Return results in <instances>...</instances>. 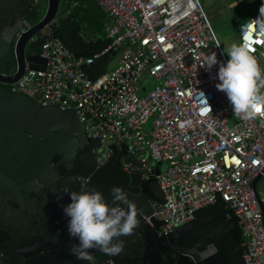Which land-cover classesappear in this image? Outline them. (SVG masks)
<instances>
[{
  "label": "built area",
  "instance_id": "1",
  "mask_svg": "<svg viewBox=\"0 0 264 264\" xmlns=\"http://www.w3.org/2000/svg\"><path fill=\"white\" fill-rule=\"evenodd\" d=\"M93 1L106 17L108 43L75 57L56 37L42 40L44 68L25 67L6 89L73 109L84 135L99 142L97 165L109 157L110 144L122 145L121 169L154 177L161 189L162 203L146 217L157 220L159 234L222 202L244 239L243 263L264 264V115L237 117L216 88L226 59L198 0ZM259 15L258 9L240 24L237 41L248 44L264 73V32L254 27ZM211 52L218 63L200 67ZM107 54L116 55L115 66L87 78L81 66ZM147 77L156 84L146 91Z\"/></svg>",
  "mask_w": 264,
  "mask_h": 264
},
{
  "label": "water",
  "instance_id": "2",
  "mask_svg": "<svg viewBox=\"0 0 264 264\" xmlns=\"http://www.w3.org/2000/svg\"><path fill=\"white\" fill-rule=\"evenodd\" d=\"M60 3L45 0L40 13L30 0H0V82H14L25 67L44 68V59L31 48L37 40L56 37L75 57L89 56L101 48V39L78 34V24L72 26L71 14L60 13ZM103 41L105 45L108 39ZM106 64L97 59L81 69L94 80ZM98 146L97 139L84 135L73 109L36 104L0 87V264H58L55 256L76 263L71 247L79 241L68 232L69 217L63 207L70 196L64 188L80 191L85 182L88 189L101 191L109 203L113 186L128 193L140 221L133 231L144 240L145 252L151 250L158 260L159 254H172L175 260L168 264H244L241 253L229 251L240 229L230 212L229 217L224 216L222 202L197 210L186 224L158 235L157 220H145L163 201L155 178L141 179L138 172L123 171L122 145L110 144L109 157L97 165L93 151ZM257 178L252 180V188ZM185 240L191 247L198 245V250L183 249ZM210 243L218 253L201 260L197 251ZM145 258L147 264H153L149 253Z\"/></svg>",
  "mask_w": 264,
  "mask_h": 264
},
{
  "label": "clouds",
  "instance_id": "3",
  "mask_svg": "<svg viewBox=\"0 0 264 264\" xmlns=\"http://www.w3.org/2000/svg\"><path fill=\"white\" fill-rule=\"evenodd\" d=\"M259 12L254 27L256 31L264 32V4H261ZM73 22L75 23V20ZM219 45L217 42L216 46ZM227 55L229 58L226 63L219 66V82L216 88L226 93L237 117L249 119L264 115V91H261L264 89V73L261 72L253 50L248 44H233ZM202 60L200 67H206L208 70L218 63L215 52L204 54ZM207 106L210 111L208 103ZM64 192L70 196V202L63 207L64 214L69 217L68 232L79 241L78 244L72 245V254L77 259L89 261L91 264H95V257L91 252L93 249L105 255H119L123 251V241L119 238L131 235L133 230L140 226L136 204L129 198L128 193L120 186H113L110 189L109 203L101 191L96 188L88 189L87 182L81 186L80 191L65 187ZM198 248L197 245L194 250ZM218 251L215 244L210 243L202 252L197 251V254L201 260H206Z\"/></svg>",
  "mask_w": 264,
  "mask_h": 264
},
{
  "label": "rangeland",
  "instance_id": "4",
  "mask_svg": "<svg viewBox=\"0 0 264 264\" xmlns=\"http://www.w3.org/2000/svg\"><path fill=\"white\" fill-rule=\"evenodd\" d=\"M262 1L263 0H198L220 44L226 61L229 58L227 51L233 44L238 45L237 32L240 24L249 19L250 16L260 9ZM37 7L40 9V13H42L45 7V0H40ZM88 25L102 29L103 19L99 15L98 19L94 18L92 21L89 20ZM116 59V55H113L108 61L106 65L107 71L115 66ZM262 69L264 71V64L262 65ZM155 84L156 82L152 78L147 77L144 83L146 91L151 89ZM144 93L145 92H139L138 95L142 96ZM230 123L231 120L229 121V124ZM259 183H263L261 179L258 185Z\"/></svg>",
  "mask_w": 264,
  "mask_h": 264
},
{
  "label": "flooded vegetation",
  "instance_id": "5",
  "mask_svg": "<svg viewBox=\"0 0 264 264\" xmlns=\"http://www.w3.org/2000/svg\"><path fill=\"white\" fill-rule=\"evenodd\" d=\"M31 6L32 8H38L37 4L38 3H33L32 0H30ZM27 16V15H26ZM63 18V17H62ZM72 26H75V23L73 21H71ZM38 41V40H37ZM37 41L35 42V44H33L31 46L33 51H37ZM0 87L2 88H8V85L5 82H0ZM147 217V216H146ZM145 217V220H146ZM147 221V220H146ZM155 231L156 233L159 235L158 233V227H155ZM119 240L123 241V251L117 255V256H110V255H105L104 253H102L99 250L93 249L91 250L92 255H94L95 257V264H147V262L145 261L147 258H145V256L147 255V253H149V255H151L152 259H153V264H168V262L170 260H175V258H173L174 256L172 254L169 255H165L159 254V260H158V256L157 254H154V252H152L151 250H149V252H145L144 250V240L142 239V237L133 231V233L129 236L126 237H120ZM49 242H58V240L55 239H49ZM190 241H186L181 244L183 249H194V247H191L190 245H187V243H189ZM244 239L240 233V236L238 237V239L235 240H231L230 244H229V251L231 254H238L241 253L243 251V247H244ZM167 256V258H166ZM74 261H76V263H71V262H67V261H61V257L59 256H55V262L54 263H58V264H91V262L89 261H81L79 259H77L76 257L74 258Z\"/></svg>",
  "mask_w": 264,
  "mask_h": 264
},
{
  "label": "crops",
  "instance_id": "6",
  "mask_svg": "<svg viewBox=\"0 0 264 264\" xmlns=\"http://www.w3.org/2000/svg\"><path fill=\"white\" fill-rule=\"evenodd\" d=\"M80 1H81V3H79V1H74L72 4H70L69 8H65V6L62 7L60 5V13L62 15L63 14H69L70 13L69 9L72 10L73 8H77L79 6L81 8H83L84 11H85L84 12L85 13L84 17H86V19H88V20H87V22H86V20L84 21L85 24L75 21V23H78V26H79L76 30H77L78 34H80V35L83 34V36L85 35L88 38H90L92 36V37H94V39H101V41H99V44H98L101 47V46L104 45L102 43V42H104L103 39L105 38L103 26H104V24L107 21L106 17L104 15V13L102 12V17H101L103 19V25L101 27L102 29L97 28V27L89 26L88 25L89 24V20L92 21L94 19V18H92V16L95 15V13H97L99 11H102V10L98 6H97V8L99 9V11H98L97 8H94V4L95 5H97V4L95 2H93L92 0H80ZM88 26H89L90 31L86 29V28H88ZM86 57H88V56H86ZM112 57H113V55H110L108 58L105 59L107 61V63ZM106 65L104 66V70H106Z\"/></svg>",
  "mask_w": 264,
  "mask_h": 264
},
{
  "label": "trees",
  "instance_id": "7",
  "mask_svg": "<svg viewBox=\"0 0 264 264\" xmlns=\"http://www.w3.org/2000/svg\"><path fill=\"white\" fill-rule=\"evenodd\" d=\"M61 1V6L63 7V6H65V8H69L70 7V4H72L74 1H79V3H81V1L80 0H60ZM93 1V0H92ZM94 2V1H93ZM81 7L79 6V7H77V8H73L72 10L71 9H69V12H70V14L72 15V18L76 21V22H79V23H83V24H85V20L87 21L88 19H86V17H84L85 16V11H84V9L83 8H81ZM94 8H97V5H95L94 4ZM98 9V8H97ZM98 11H99V9H98ZM99 15L102 17V11H99V12H97V13H95V15H93L92 16V18H97L98 19V17H99ZM33 20L34 19H32V18H29V22L31 23V22H33ZM87 30H89L90 31V29H89V26H88V28H86ZM42 42V40H38L37 41V51H38V48H39V45H40V43ZM109 57V55L107 54V55H105V59L106 58H108Z\"/></svg>",
  "mask_w": 264,
  "mask_h": 264
}]
</instances>
